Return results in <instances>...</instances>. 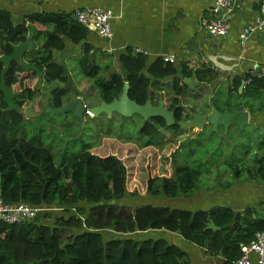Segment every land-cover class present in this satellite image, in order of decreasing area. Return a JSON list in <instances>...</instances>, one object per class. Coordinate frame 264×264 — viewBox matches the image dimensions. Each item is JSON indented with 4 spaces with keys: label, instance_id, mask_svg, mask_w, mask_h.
Segmentation results:
<instances>
[{
    "label": "trees",
    "instance_id": "1",
    "mask_svg": "<svg viewBox=\"0 0 264 264\" xmlns=\"http://www.w3.org/2000/svg\"><path fill=\"white\" fill-rule=\"evenodd\" d=\"M28 25L36 26L34 43H40L25 55V61L45 73L43 81L67 84L66 68L56 61L54 52L65 51L66 40L75 45L85 44L88 60L83 63V71L98 88L102 100L111 103L119 98L128 82L131 100L139 105L151 100L154 106H158L160 101L153 103L152 88L173 79L175 84L169 110L174 111L177 122L184 120L181 96L185 87L179 84L178 77H192L193 70L164 62L161 57L149 63L146 55L128 48L117 59L119 72L108 75L111 65L100 70L96 64L99 55L90 54L94 50L86 41L90 31L74 19V13L65 12L33 14L16 23L9 11L0 10V57L10 55L13 45L27 40ZM3 67L0 61V80ZM24 79L30 80L25 86ZM37 83V73L23 69L17 62H13L6 73V85L10 91L20 85L16 97L20 108L33 100L35 89L39 87ZM245 83L246 96L264 90V77L260 75L248 74ZM67 93L64 87L53 89L48 106L60 107L68 100L65 99ZM3 98L0 91V199L5 204L28 203L46 210L33 221L0 222V264H183L185 254L178 246L164 239L134 240L128 236L160 230L179 233L198 246L206 245L211 254L222 253L225 264H233L242 255V245L249 244L256 233L264 231V218H254L251 209L236 213L216 207L193 212L150 204L133 207L122 203L131 196L126 189L128 167L125 162L132 154V147L111 142L112 149L124 152L121 155L116 151L103 154L105 150L95 153L91 149L59 167L54 153L39 144L38 137L32 140L12 137L24 124L25 113L6 111ZM141 122L139 133L147 137L150 144L163 129L174 135L183 131L177 124L167 127L163 118ZM179 151L180 148L171 154L175 167L171 176L148 178L147 193L150 196L177 199L191 195L199 188L202 175L199 169L185 166L186 172L179 175L180 166L176 161ZM227 166L231 167L229 173L235 179L264 175V162L257 166L242 158L227 162ZM147 168L152 174L153 166L148 163ZM53 211L61 213L56 214L51 225ZM211 222L219 230L208 228ZM106 232L112 238L106 240Z\"/></svg>",
    "mask_w": 264,
    "mask_h": 264
},
{
    "label": "crops",
    "instance_id": "2",
    "mask_svg": "<svg viewBox=\"0 0 264 264\" xmlns=\"http://www.w3.org/2000/svg\"><path fill=\"white\" fill-rule=\"evenodd\" d=\"M261 1L235 0L234 11L227 19L229 31L223 37L212 36L205 28L209 10L215 0H0V10L9 11L13 21L19 23L33 14L75 13L77 10L94 7L111 9L114 14L112 36L103 38L90 31L86 40L94 47L90 54L99 55L96 64L100 70L110 64L108 75L119 72L117 59L119 55L126 53L128 48L147 51L149 63L163 55H176L175 64L193 70L192 77L197 84L196 88L191 89L183 83L185 78L191 77H178L179 84L185 87L181 96L182 119L189 120L193 112L208 114L212 111V106L221 112L225 110L237 112L239 107L243 106L248 113V122L243 127L232 125L225 132L220 126L217 132H212L217 133L220 141H226L227 136L234 133L236 144L230 152L233 160L244 158L251 164L260 166L264 162V90L259 94L246 96L245 79L254 71L257 73L255 75L264 77V30L254 32L245 42L239 37L247 26L255 23ZM66 44L64 55L76 63L85 79L92 84L83 71V63L88 60L87 46L75 45L70 40H66ZM56 53L61 55L60 52H54L55 55ZM109 59L110 63H108ZM62 61L69 76V61ZM174 84L173 79H169L159 86L155 85L152 88L153 103L157 104L164 100L169 109ZM101 101L102 98L99 96L96 104L90 106L84 99L88 107H95ZM140 119L143 121L141 117ZM209 129L212 130V127L205 126L199 133L196 128L183 129L177 136L168 129H163L151 144L147 140L146 144V141H142L143 145H141L139 141L142 138L119 141L122 145L132 147V154L127 161L133 160L141 165L147 164V158L150 156L156 154V158L158 157L157 150L161 148L156 147L160 140L166 142L167 146L172 143L176 146L179 144L180 148V144L193 135H196L194 138L196 139L198 135ZM184 134L188 135V138L181 139L179 136ZM150 150L154 153H150ZM226 153L227 151H223L221 155ZM211 175L213 174L208 173L201 179V181L207 180L206 186L202 187L200 181L199 188L191 195L179 197L188 200L190 211H207L224 207L236 213H243L246 209H251L254 218H264V175L252 179H235L233 174L229 173L222 175L220 183L215 185ZM129 177L128 171V179ZM126 189L130 194L128 184ZM127 205L134 207L132 204ZM217 230L219 228L215 229ZM139 236H143V239H164L178 246L185 254L183 264H225L226 259L222 253L211 254L206 245L198 246L185 240L179 233L160 230L145 232ZM252 259L255 257L252 256Z\"/></svg>",
    "mask_w": 264,
    "mask_h": 264
},
{
    "label": "rangeland",
    "instance_id": "3",
    "mask_svg": "<svg viewBox=\"0 0 264 264\" xmlns=\"http://www.w3.org/2000/svg\"><path fill=\"white\" fill-rule=\"evenodd\" d=\"M36 43L39 44L40 41H36ZM60 53V56L56 53V61L61 64H63L62 60L69 61V82L63 85L58 81L51 82L50 84L47 83V81H43V83L35 89L33 100L27 101L23 105V108H21L22 112H24L25 109H33L37 114L35 116L25 115L24 124L15 135H12V137L26 140H32L35 137H38L39 144L54 153L55 163L59 167L69 160H74L81 153L91 149H93V152L95 153L105 150L103 154H110L116 151L118 155H121L124 151L122 150L118 152L117 150L112 149L111 142H124V140H128V138H142V140L139 141L141 145H143L142 141L147 142L149 139L141 136L139 133V128L142 125V122L138 116H133V120H131L132 118L123 119L117 115H102L99 117L86 116L84 123H82L73 118L70 113L63 116L60 114L52 115L50 112H47L52 90L57 87H64L67 89L68 93L67 96H65V99L69 98L73 100L80 95L79 97L85 99L90 106H94L99 100L98 88L90 84L89 80L87 81L85 79L82 71H80V68H78L76 63H74L67 55L65 56V53ZM110 62L109 59L108 63ZM28 82H30V80L28 81L27 79H24L23 85L25 86ZM18 87H20V85H15L12 88L14 90L13 93L18 94ZM212 131L213 130L209 129L201 135H198L196 139L190 137L181 145L180 151L176 156L177 164L180 166L178 170L180 176H183L186 172L187 168L185 166L191 169H199L202 173L200 177L201 179L206 177L208 173L213 174L211 175V178L215 185L220 183L219 180L222 175H228L229 172L232 171L231 167L227 166V162L230 163L233 160V156L230 155V152L234 149V145L236 144L235 134L230 133L227 136L226 141H220L217 133ZM172 134L175 133L172 132ZM177 134L175 136H177ZM179 137L181 139H186L188 138V135L186 136V134H184ZM160 141L156 147L161 148L160 150H157L159 152H157L158 157L156 158L155 154L150 158L148 157V161H146L147 164L150 163L154 168L152 174L148 173L149 171L146 167L147 164L144 162V164L140 165V163L134 162L133 160L132 162L126 160V166L130 172L127 184L131 196L124 199L122 203L132 204L134 206L150 204L172 209L179 207L183 210H189L188 205H190V203L188 200L180 198L169 199L165 197H150L147 193V180L150 176H171L175 172V167L171 160V154L179 148V144L176 146L172 143V145L167 146L166 142ZM223 151H227V153L221 155ZM151 152L152 151L150 150V153ZM141 157L145 159L143 155H141ZM131 170L133 171L132 173ZM206 181L207 180L201 181L200 184L202 187L206 186ZM63 210L61 211L63 212ZM71 211L72 213H75L74 208H71ZM58 213L61 212L53 211L51 222H49L51 225L54 224L53 218ZM139 235L142 234L134 233L128 236L134 240H142L143 236ZM109 238L112 237L106 232L105 239L107 240Z\"/></svg>",
    "mask_w": 264,
    "mask_h": 264
},
{
    "label": "water",
    "instance_id": "4",
    "mask_svg": "<svg viewBox=\"0 0 264 264\" xmlns=\"http://www.w3.org/2000/svg\"><path fill=\"white\" fill-rule=\"evenodd\" d=\"M28 27L30 31L27 40L18 45H13L12 53L10 55L0 57V61L4 65L1 73L0 91L4 95L3 100L7 104L6 111L8 112L21 111V108L15 102L17 93L10 91L6 85V73L10 70L13 62H17L27 71H35L38 75L37 86H40L43 83L45 76V73L36 65L29 64L25 61V55L36 49L34 36L37 32V28L34 25H28ZM183 83L191 89H194L197 86L193 77L185 78ZM129 88L130 85L126 82L120 97L115 98L111 103L102 100L99 105L95 107H88L85 104L84 99L78 96L73 100L68 98V100H66L60 107H49L47 112H50L52 115L60 114L63 116L70 113L73 118L82 123H84L85 117L90 116V114H92L93 117H99L102 115L111 116L114 113L123 118L139 116L143 119V121H148L153 118H163L167 127H172L177 124L183 129L196 128L198 133L202 131L205 126H211L214 132H217L218 128L221 126L224 128L225 132H227L232 125L243 127L248 122V113L245 111L243 106H240L237 112H232L230 110L221 112L215 106H212V111L208 114L193 112L189 120H181L177 122L174 111H171L166 107L164 100H161L158 106H153L150 100H147L144 105H139L136 101L129 98ZM24 113L27 116H35L37 114L33 109H25ZM195 136L196 135H193L192 137L195 138ZM208 228L213 230L218 229L213 222H211Z\"/></svg>",
    "mask_w": 264,
    "mask_h": 264
},
{
    "label": "built area",
    "instance_id": "5",
    "mask_svg": "<svg viewBox=\"0 0 264 264\" xmlns=\"http://www.w3.org/2000/svg\"><path fill=\"white\" fill-rule=\"evenodd\" d=\"M51 1V0H49ZM235 0H215L213 7L209 10V18L205 28L212 36H226L228 34V17L234 11ZM74 19L89 31L103 38L112 36V20L114 14L111 9L100 7L77 10ZM264 30V0L261 1L259 15L255 23L247 26L240 34V40L245 42L256 31ZM135 53L148 55L147 51L136 49ZM164 62L176 63L177 56L174 54L163 55ZM253 74H257L255 71ZM93 117L92 114H90ZM46 209L33 206L28 203L5 204L0 199V222L6 224H19L35 220ZM242 255L235 264H264V231L256 233L255 238L247 245L241 247ZM252 256L255 259H252Z\"/></svg>",
    "mask_w": 264,
    "mask_h": 264
}]
</instances>
